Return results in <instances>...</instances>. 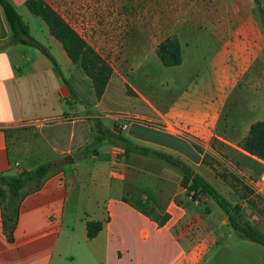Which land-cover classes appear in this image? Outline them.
Returning a JSON list of instances; mask_svg holds the SVG:
<instances>
[{
	"label": "crops",
	"instance_id": "crops-1",
	"mask_svg": "<svg viewBox=\"0 0 264 264\" xmlns=\"http://www.w3.org/2000/svg\"><path fill=\"white\" fill-rule=\"evenodd\" d=\"M9 1L43 48L7 46L0 5V174L55 167L21 200L11 236L0 202V264H264V245L240 236L213 199L192 200L178 168L127 156L113 141L86 151L98 140V120L174 155L264 235V158L243 148L264 121V22L255 0L151 3L132 35L120 32L127 50L118 66L110 63L101 99L29 0ZM43 1L59 11L65 0ZM169 38L180 43V65L165 66L157 53ZM88 222L102 225L93 238Z\"/></svg>",
	"mask_w": 264,
	"mask_h": 264
},
{
	"label": "trees",
	"instance_id": "trees-1",
	"mask_svg": "<svg viewBox=\"0 0 264 264\" xmlns=\"http://www.w3.org/2000/svg\"><path fill=\"white\" fill-rule=\"evenodd\" d=\"M255 2L264 22L262 1L255 0ZM0 5L11 31L10 39L6 42V45L23 44L42 49V45L31 36L29 25L23 20L15 6L9 0H0ZM27 6L34 14L44 18L50 27L52 35L62 42L71 60L76 64H80L84 72L92 79L96 96L101 99L113 73L111 65L89 47L46 2L43 0H29ZM157 53L167 67L177 66L182 62V49L176 38H169L162 42L158 46ZM46 55L52 60L60 76L63 77L56 59L48 51ZM96 121L99 129L98 140L96 145L86 149L87 152L93 150L97 153V147L113 141L124 146L127 156L131 153L153 156L173 165L182 172V187L187 190L192 200H201L202 197L213 199L227 214L231 227L240 236L264 245V235L245 219L241 208L238 205H234L188 163L169 153L136 145L127 138L106 130L98 120ZM243 148L251 155L264 158V121L257 122L252 126L249 135L243 142ZM54 167L55 163L50 162L41 164L31 171H24L16 176L0 174V202L2 205L3 225L10 236L18 220L21 200L26 195L41 189L44 180L54 170ZM27 187H30V189L26 190ZM101 227V223L88 222L89 237H95Z\"/></svg>",
	"mask_w": 264,
	"mask_h": 264
},
{
	"label": "rangeland",
	"instance_id": "rangeland-1",
	"mask_svg": "<svg viewBox=\"0 0 264 264\" xmlns=\"http://www.w3.org/2000/svg\"><path fill=\"white\" fill-rule=\"evenodd\" d=\"M153 2L156 0H65L59 11L51 8L63 15L64 21L103 60L116 67L127 50L120 32L127 30V35H132L135 26L145 22L140 17L150 12ZM102 13L107 14V22L101 21ZM218 167L221 175L228 174V169Z\"/></svg>",
	"mask_w": 264,
	"mask_h": 264
},
{
	"label": "built area",
	"instance_id": "built-area-1",
	"mask_svg": "<svg viewBox=\"0 0 264 264\" xmlns=\"http://www.w3.org/2000/svg\"><path fill=\"white\" fill-rule=\"evenodd\" d=\"M36 123V122H35ZM34 122H30V123H27V126H31V125H33V124H35ZM39 122H37V124H38ZM262 179L264 180V175H263V177H262ZM255 186H258L257 185V183H253Z\"/></svg>",
	"mask_w": 264,
	"mask_h": 264
},
{
	"label": "water",
	"instance_id": "water-1",
	"mask_svg": "<svg viewBox=\"0 0 264 264\" xmlns=\"http://www.w3.org/2000/svg\"><path fill=\"white\" fill-rule=\"evenodd\" d=\"M69 161H73V159L71 157L68 158Z\"/></svg>",
	"mask_w": 264,
	"mask_h": 264
}]
</instances>
